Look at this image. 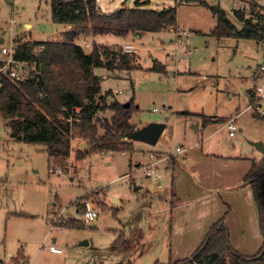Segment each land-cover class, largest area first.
Here are the masks:
<instances>
[{
	"label": "rangeland",
	"instance_id": "obj_1",
	"mask_svg": "<svg viewBox=\"0 0 264 264\" xmlns=\"http://www.w3.org/2000/svg\"><path fill=\"white\" fill-rule=\"evenodd\" d=\"M200 1L209 5L220 2ZM137 2L143 8L154 10L176 3L174 0H101V5L112 12L123 5L133 7ZM221 4L229 9L226 3ZM216 27L217 18L209 7L183 0L178 6L175 28H179L184 40L179 46L180 61L176 64L171 62L170 54L176 53L172 43L177 37L170 29L134 39L99 35L77 40L86 48L93 40L119 45L129 40L138 49L141 68L123 73L119 79L103 78L102 88L104 91L112 89L122 102L134 96L130 122L135 129L151 123L165 125L155 146L126 139L133 150L125 149V155L121 151L107 154L93 151L78 160L77 153L85 150L88 143L73 139V157L70 155L64 169L60 167L61 174L52 173L45 146L13 139L6 119L0 115V264H14L15 260L7 253L16 257L20 250L29 256L24 262L33 261V264L169 262L173 255L167 247L169 221L167 213L165 218L157 214L163 196L146 195L151 180L146 178L144 171L130 172L131 158L135 161L142 158L145 151L187 146L202 140L206 141L203 142L206 149L214 147L224 154L228 146L230 153L250 155L257 152L252 142L264 144V117L258 113L259 116L254 115V112H264V97L259 100V110L254 106L258 99L256 88L264 84V42L219 38L211 33ZM10 29L26 40L43 41L62 40L63 32L71 27L52 21L50 0H0V49L3 41L8 43ZM186 32L190 34L187 36ZM187 48L193 49V53L184 55ZM156 59L166 64L168 73L150 69ZM178 68L182 70L180 75L170 74ZM96 72L102 77L109 74L102 69ZM121 73L112 74L119 76ZM251 92H255L253 99ZM186 111L214 120L234 117L241 112L237 119L239 129L231 137L227 128L221 129L223 122L198 127L199 119L185 114ZM173 131L177 137L174 144ZM56 167L59 166L52 168ZM71 175L75 176L74 180ZM92 188L98 191L86 195L93 194L87 199L96 202L99 218L86 225L77 206L79 198ZM216 191L222 192L221 189L213 192L216 194ZM114 196L119 198V206L115 205ZM62 209L64 220L70 215V220L78 222L76 226L65 225L70 220H62L59 225L54 223L56 214ZM137 232H141L142 237ZM45 235L48 236L46 241L43 240ZM54 237L58 239L56 246L62 249L61 254H52L43 246V243L53 244ZM181 255L185 253L175 254Z\"/></svg>",
	"mask_w": 264,
	"mask_h": 264
},
{
	"label": "trees",
	"instance_id": "obj_2",
	"mask_svg": "<svg viewBox=\"0 0 264 264\" xmlns=\"http://www.w3.org/2000/svg\"><path fill=\"white\" fill-rule=\"evenodd\" d=\"M174 1L175 5L162 10L146 9L137 2L133 7L123 5L108 14H100L96 0H50L52 21L71 29L63 32L62 40L38 41L22 37L16 40L15 57L27 64L26 74L21 79L3 78L0 88V115L6 119L11 137L44 145L50 168H65L73 139L88 143L85 150L77 153L79 159L93 151L133 150L126 136L135 129L130 122L135 98H131L130 106L126 107V102L120 101L112 89L104 91L103 77L96 69L131 72L141 68L140 57L137 52H125L119 44L93 40L86 48L77 40L99 35L127 39L175 28L178 6L183 0ZM186 1H196L211 9L217 18L213 35L264 42L263 32L254 28L243 14L231 13L221 2L209 5L200 0ZM150 69L166 72V66L158 60H154ZM251 96L253 99V92ZM187 114L203 117L207 124L226 120ZM243 182L251 186L259 212L263 245L257 254L247 256L233 248L229 229L222 218L213 224L190 257L155 264H264V157L253 160ZM89 196L93 194L79 200ZM77 224L73 219L65 225ZM137 233L142 237L141 232Z\"/></svg>",
	"mask_w": 264,
	"mask_h": 264
},
{
	"label": "crops",
	"instance_id": "obj_3",
	"mask_svg": "<svg viewBox=\"0 0 264 264\" xmlns=\"http://www.w3.org/2000/svg\"><path fill=\"white\" fill-rule=\"evenodd\" d=\"M131 38L134 39L135 37H130V39ZM87 44L90 45L91 43ZM126 44L132 43L127 40L120 45L124 46ZM171 49L173 50V47ZM174 55L175 54H170V60L176 64L177 61ZM156 60L162 62L159 59ZM164 65L166 66V64ZM181 72L182 70L178 68L172 70L170 74L177 76L180 75ZM108 73L109 74H104L103 78L108 79L112 76L119 79L123 77V73L129 74L130 72H122L119 76L111 72ZM165 73H168L167 66ZM117 92L120 93L121 91ZM253 94L255 95V92H253ZM249 108L250 105L247 106V109ZM186 113H188V111H186L185 114ZM257 113L259 114V111L254 112V115L256 116ZM190 114L194 113L190 112ZM240 114L241 112L234 117H226V120L223 122L221 129L227 128L230 135V130L228 126H226V123L230 119H236L237 130L234 135H230L231 137L235 136L239 129L237 119ZM195 118L199 119L197 122L198 127L202 126V128H206L211 124L205 123L203 117L195 116ZM215 132L211 133L209 136H212ZM172 134L174 144L177 137L174 131ZM209 136H207L205 140L208 139ZM203 142L204 140H202V144L196 141L191 144L189 143L187 146L181 144L176 147L173 145L171 149L165 147L157 151H145L144 154L142 153V158L138 157L135 161L131 158L129 163L130 172H143L141 168L148 162L150 152L171 154L178 146L185 148L183 153L175 154L170 163L165 161L161 163L162 171L165 169L163 178L160 181H152L148 178L151 180L150 188L149 186L146 188V195L151 198L159 194L163 196V204L157 214L165 218V214L167 213L169 221L167 247L173 254L169 261H176L192 255L200 246L213 224L222 218H224L229 229L230 241L233 248L239 253L247 256L255 255L262 248L263 236L260 230L258 207L252 188L249 184L243 182V178L251 169L253 160L259 161L263 159L264 152L257 149L255 150L257 152H252L250 155L230 153L227 146L225 147L224 154L216 151L218 149L214 147H212L213 149H206ZM164 143L166 144V141ZM204 143H206V141ZM82 146H84V144ZM107 153L108 152L104 154ZM71 156L73 157V151L71 152ZM81 159L82 158L78 160ZM126 174L129 175V173ZM74 178L75 176L71 175V180H74ZM139 188L140 187H138V189ZM218 189H221L222 192L216 191L215 194L213 191ZM94 190L96 189H89L84 195ZM99 195L101 196V194ZM113 200L115 205L119 206V198L114 196ZM151 209L153 212V207ZM98 218L99 216L97 219ZM46 235L43 239L45 241L48 237ZM52 241L53 244L56 245L58 239L54 237ZM182 252L185 253V255H181V257L175 256L176 253ZM36 255L37 252L33 255V258ZM7 256L11 260H15L14 262L28 260L29 258L22 250L18 252L16 257L11 252L7 253Z\"/></svg>",
	"mask_w": 264,
	"mask_h": 264
},
{
	"label": "built area",
	"instance_id": "obj_4",
	"mask_svg": "<svg viewBox=\"0 0 264 264\" xmlns=\"http://www.w3.org/2000/svg\"><path fill=\"white\" fill-rule=\"evenodd\" d=\"M222 3H226L228 5L231 13H241L244 17L249 20L250 24L259 30L261 33H264V0H220ZM96 9L100 14H108L110 13L107 9L102 7L101 0H96ZM10 33V38L7 44L2 42V47L0 49V88L2 86V79H21L26 74L27 64L23 61L16 59L15 57V46L16 40L18 39V34L12 32ZM169 31H173L177 37V40L172 43L176 51L175 57L176 61H180L179 59V46L183 43V34L179 28H171ZM187 36L190 34L186 32ZM123 50L125 52H136L137 49L132 44H126L123 46ZM193 53V49L187 48L184 51V55H189ZM264 69V68H263ZM256 96L258 99L254 102V106H256L257 110L259 106V100L264 97V84L260 85L256 88ZM252 107V106H251ZM156 110V109H155ZM165 110H168L165 108ZM79 111V110H78ZM261 116L264 115V112L259 113ZM71 122L73 119L71 118ZM226 126H228L230 130V135H234L237 130L236 119H230L227 121ZM185 151L184 147L178 146L175 151L171 154H162L159 152H150L149 160L142 166V170L145 172L147 178L152 181H160L163 178V171L161 168L162 162H171L175 154H181ZM108 151H102L101 153H106ZM122 154H125L122 152ZM52 173L61 174L63 171L60 167L50 168ZM81 198V197H80ZM79 198V199H80ZM77 212L81 217V220L86 224L90 225L94 222L99 216V209L95 203V201L91 199H85L78 202ZM64 209L60 210L59 213L56 214L55 224H59L62 220H64ZM72 217L68 215L66 220H70ZM44 248L48 249L52 253H62V249L58 248L54 244L45 245L43 243ZM14 264H33L32 261H19Z\"/></svg>",
	"mask_w": 264,
	"mask_h": 264
},
{
	"label": "water",
	"instance_id": "obj_5",
	"mask_svg": "<svg viewBox=\"0 0 264 264\" xmlns=\"http://www.w3.org/2000/svg\"><path fill=\"white\" fill-rule=\"evenodd\" d=\"M125 106L129 107L130 102L127 101L125 103ZM164 130H165V125L161 123H151L142 128L129 131L126 136V139H133L136 141L144 142L149 145L155 146L159 141ZM86 144H84V146ZM252 145H254L259 151L264 152V144L262 142H252Z\"/></svg>",
	"mask_w": 264,
	"mask_h": 264
}]
</instances>
